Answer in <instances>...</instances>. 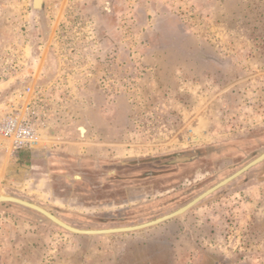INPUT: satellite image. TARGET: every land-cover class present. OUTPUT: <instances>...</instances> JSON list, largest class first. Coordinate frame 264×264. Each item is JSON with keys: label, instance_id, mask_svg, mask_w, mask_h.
<instances>
[{"label": "rangeland", "instance_id": "374dc122", "mask_svg": "<svg viewBox=\"0 0 264 264\" xmlns=\"http://www.w3.org/2000/svg\"><path fill=\"white\" fill-rule=\"evenodd\" d=\"M42 2L0 0V118L35 102L44 123L33 148L0 139L1 195L79 229L136 225L264 151V0ZM0 264H264V163L130 233L0 203Z\"/></svg>", "mask_w": 264, "mask_h": 264}, {"label": "water", "instance_id": "95a60500", "mask_svg": "<svg viewBox=\"0 0 264 264\" xmlns=\"http://www.w3.org/2000/svg\"><path fill=\"white\" fill-rule=\"evenodd\" d=\"M32 5L35 9H40L42 5V0H33ZM264 161V153L260 154L258 157H256L254 160L247 163L245 166L234 172L229 177L223 179L222 181L218 182L214 186L210 187L200 195H198L196 198H194L192 201L184 205L183 207L166 214L164 216H161L157 219H154L152 221L144 222L141 224L133 225V226H126V227H115V228H107V229H96V230H84V229H78L75 227H72L63 221H61L59 218L51 214L50 212L46 211L44 208L28 202L26 200L14 197V196H8V195H1L0 194V203H14L23 207H26L28 209H31L35 212L40 213L47 219H49L52 223L58 225L59 227L65 229L66 231L76 234V235H89V236H96V235H112V234H122V233H130V232H136L140 230H144L149 227H153L156 225H159L163 222H166L168 220L174 219L178 216L183 215L185 212H187L190 208L195 206L198 202L203 200L204 198L208 197L209 195L213 194L220 188L224 187L231 181L235 180L239 176L246 173L249 169L253 168L254 166L262 163Z\"/></svg>", "mask_w": 264, "mask_h": 264}, {"label": "built area", "instance_id": "2783aa9c", "mask_svg": "<svg viewBox=\"0 0 264 264\" xmlns=\"http://www.w3.org/2000/svg\"><path fill=\"white\" fill-rule=\"evenodd\" d=\"M35 102L26 105L23 114L10 112L0 118V139L9 142L10 148L18 150L20 148H33L40 140V129L44 124L39 115L34 112L28 113L29 107Z\"/></svg>", "mask_w": 264, "mask_h": 264}, {"label": "flooded vegetation", "instance_id": "af4514ba", "mask_svg": "<svg viewBox=\"0 0 264 264\" xmlns=\"http://www.w3.org/2000/svg\"><path fill=\"white\" fill-rule=\"evenodd\" d=\"M33 1V0H32ZM43 3V2H42ZM33 6V5H32ZM41 8H42V5H41ZM40 8V9H41ZM20 152V151H19ZM262 153H264V151L262 152ZM262 153H260V154H262ZM22 154H24V152H20L19 153V156H21ZM259 154V155H260ZM258 155V156H259ZM30 156H31V154H30ZM257 156V157H258ZM19 158V164H21V162L23 161V159H21V157H18ZM67 158V157H66ZM64 158V157H62V156H60L59 154H52L50 157H49V159H48V164H49V168H50V170L52 171L53 169H56V167L54 166V165H56V164H59V165H61L62 163H65V162H70V160H69V158ZM256 158V157H255ZM254 158V159H255ZM254 159H252V160H254ZM195 159H188V158H182V160H180L181 161V163H191L192 161H194ZM251 160V161H252ZM262 163H264V161L262 162ZM262 163H260V164H262ZM260 164H258V165H260ZM258 165H256V166H258ZM256 166H254V167H256ZM253 167V168H254ZM253 168H251V169H253ZM251 169H249V170H251ZM248 170V171H249ZM247 171V172H248ZM236 172V171H235ZM245 174V173H244ZM242 176V175H241ZM241 176H239V177H241ZM238 177V178H239ZM238 178H236V179H238ZM235 179V180H236ZM235 180H233V181H235ZM233 181H231V182H233ZM230 182V183H231ZM230 183H228V184H230ZM227 184V185H228ZM227 185H225V186H227ZM224 186V187H225ZM223 188V187H222ZM221 189V188H220ZM218 191V190H217ZM210 196V195H209ZM18 198V197H17ZM196 198V197H195ZM21 199V198H20ZM205 199V198H204ZM24 200V199H23ZM27 201V200H26ZM192 201V200H191ZM202 201V200H201ZM200 201V202H201ZM29 202V201H28ZM6 203H8V202H6ZM32 203V202H31ZM199 203V202H198ZM10 204H14V203H10ZM35 204V203H34ZM14 205H17V204H14ZM37 205V204H36ZM18 206H20V205H18ZM38 206H40V205H38ZM21 207H23V206H21ZM40 207H42V206H40ZM183 207V206H182ZM194 207V206H193ZM24 208H26V207H24ZM42 208H44V207H42ZM181 208V207H180ZM26 209H28V208H26ZM45 209V208H44ZM179 209V208H178ZM191 209V208H190ZM29 210H31V209H29ZM46 211H48V212H50L51 214H53L51 211H49V210H47V209H45ZM177 210V209H176ZM33 211V210H32ZM35 212V211H34ZM173 212V211H172ZM36 213H38V212H36ZM171 213V212H170ZM38 214H40V213H38ZM169 214V213H168ZM41 215V214H40ZM54 215V214H53ZM166 215V214H165ZM43 216V215H42ZM54 216H56V215H54ZM164 216V215H163ZM44 217V216H43ZM57 217V216H56ZM44 218H46V217H44ZM58 218V217H57ZM159 218V217H158ZM47 219V218H46ZM60 219V218H59ZM155 219H157V218H155ZM47 220H49V219H47ZM61 220V219H60ZM154 220V219H153ZM50 221V220H49ZM62 221V220H61ZM150 221H152V220H150ZM51 222V221H50ZM64 222V221H63ZM148 222V221H147ZM64 223H66V222H64ZM144 223V222H143ZM164 223V222H163ZM54 224V223H53ZM67 224V223H66ZM139 224H141V223H139ZM56 225V224H55ZM69 225V224H68ZM137 225V224H136ZM58 226V225H57ZM71 226V225H70ZM130 226H133V225H130ZM157 226V225H156ZM59 227V226H58ZM72 227H74V226H72ZM117 227H126V226H117ZM154 227V226H153ZM61 228V227H60ZM76 228V227H75ZM108 228H115V227H108ZM149 228H151V227H149ZM63 229V228H62ZM79 229V228H78ZM100 229H107V227H103V228H100ZM146 229H148V228H146ZM65 230V229H64ZM84 230H96V229H84ZM86 236H89V235H86ZM154 248V247H153ZM153 248L151 249V251L153 250ZM150 251H148L147 253H149ZM159 256V255H158ZM159 260H160V263H162V261H161V258H160V256H159Z\"/></svg>", "mask_w": 264, "mask_h": 264}, {"label": "bare ground", "instance_id": "6f19581e", "mask_svg": "<svg viewBox=\"0 0 264 264\" xmlns=\"http://www.w3.org/2000/svg\"><path fill=\"white\" fill-rule=\"evenodd\" d=\"M85 128V127H84ZM83 127H79L78 128V133H79V136L82 137L81 135H84V133L86 132L85 129Z\"/></svg>", "mask_w": 264, "mask_h": 264}]
</instances>
